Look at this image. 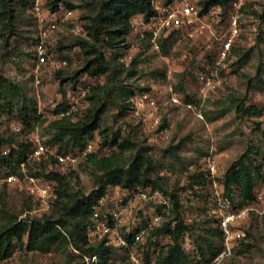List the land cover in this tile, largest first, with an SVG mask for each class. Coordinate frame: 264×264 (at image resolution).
Wrapping results in <instances>:
<instances>
[{
	"label": "rangeland",
	"instance_id": "rangeland-1",
	"mask_svg": "<svg viewBox=\"0 0 264 264\" xmlns=\"http://www.w3.org/2000/svg\"><path fill=\"white\" fill-rule=\"evenodd\" d=\"M26 1H12L14 21L0 19V79H11L23 85L27 95L37 100L38 111L45 122L39 121L31 126L22 124L18 118V105L14 103L5 108L0 99V135L14 137L19 142L48 143L55 134L50 123L59 114L56 110L62 107L66 110L72 99L78 97L79 105L75 113L78 117L100 111L98 129L92 139L82 141L84 147L93 144L97 155H110L115 151L111 144L115 135H119L120 139L131 137L139 144L151 146L155 166L164 178L169 193L179 196L182 218L191 226V230L181 238L189 264L212 263L224 249L223 233L213 214L216 191L223 194L225 191L221 179L230 165L245 153L260 162L264 161V137L261 133L264 131V0L246 1L240 11L239 36L230 57L220 64L217 58L219 38L227 28L225 12L229 10L223 12L216 23L203 33L190 36L187 27H183L161 36L157 40L158 49L154 48L149 37L141 38L131 32L126 45L115 49L103 48L106 56L115 60L113 64L118 72L115 74L113 70L110 76L99 77L76 76L87 59L83 50L75 46L79 38L76 32L78 27L84 28L88 22L86 17L91 13L90 4L94 0H67L72 7L60 2L57 9L62 15L60 17L66 11H72L73 15L51 33L47 47L54 58L65 60L67 64L62 68L41 67L39 84L35 83L36 61L33 56L34 40L39 38V30L30 9L33 0H28L30 4L24 7ZM43 1L46 8L53 9L54 0ZM154 3L161 5L165 0H155ZM0 11H3L2 5ZM204 75H214L219 81L217 89L205 98L199 93ZM113 85L117 86L116 94L108 96L104 87ZM80 88L89 92L81 94ZM170 89L181 95L184 102L200 109L204 118H199L182 104L168 103ZM129 90L134 91L135 96L150 94L163 103L157 116L165 128L160 130L161 125L154 127L147 112L143 113L145 117L133 112V103L137 98L121 95ZM240 102L258 107V114L240 116L236 104ZM59 147L53 143L50 149L58 152ZM78 149L80 147H69L62 151L70 153ZM132 153L128 151L124 154L126 160ZM207 155L216 160L217 187L211 184L206 171L202 170ZM53 163L51 157H46L41 163L30 164L32 170L26 166L19 170L17 181L0 184V224L15 216L22 220L52 213L53 207L46 213L38 212L39 200L30 192L29 181L25 180L27 176L39 179L38 184L43 187L49 182L46 171L58 169L67 175L69 192H94L96 178L86 158L75 165L58 168H54ZM191 166L193 169H190ZM52 183L57 189V183ZM262 185V180L258 179L256 202H259ZM112 188L107 193H111ZM147 189L139 187L131 190L148 195L144 199L132 196L125 202L126 221L122 222V227L127 221L137 219L150 236H159L160 240L152 246L149 254V259L153 261L171 239L153 232L155 227L167 221L168 217L164 216L162 209L168 204L161 205L160 200L149 196ZM165 197L171 201L169 196ZM170 208L172 206L169 205ZM156 217H159V222L149 225ZM235 228L243 236L236 237L231 254L219 264H264V216L251 215ZM92 235L90 232V237ZM92 241L93 244L99 242L94 238ZM211 249L219 252L213 256ZM87 259L72 247L39 253L17 246L11 257L0 259V264H89ZM109 264H131L128 251L115 248Z\"/></svg>",
	"mask_w": 264,
	"mask_h": 264
},
{
	"label": "trees",
	"instance_id": "trees-1",
	"mask_svg": "<svg viewBox=\"0 0 264 264\" xmlns=\"http://www.w3.org/2000/svg\"><path fill=\"white\" fill-rule=\"evenodd\" d=\"M12 1L0 0V5L3 6V11H0L1 20L14 21L15 10L12 7ZM171 1L173 0H165V4H169ZM232 1L202 0L200 3L203 12H205L216 5L227 8ZM60 2L72 7L67 0H54L52 2L53 10L58 9ZM27 4H30L28 0L23 3V6L26 7ZM90 5L91 13L86 17L88 22L84 27L87 37L79 36L75 43V46H79L83 50L87 59L85 66L76 73V76L81 74L90 77L110 76L111 71L114 70L113 72L116 74L118 70L113 64L115 60H110L103 48L115 49L126 45L128 36L132 32L133 19L142 16L145 21H148L158 11L154 0H94ZM36 43L35 39L34 44ZM116 90V85L104 87L108 96L116 94ZM121 95L133 98L135 92L132 90L123 91ZM0 99L4 102L5 108L14 103L18 105V118L22 124L31 126L39 121L45 122L38 111L37 100L27 95L23 85L11 79H0ZM236 104L240 116H255L259 112L256 106H246L243 102ZM63 109L64 107L57 109L56 112L60 113ZM99 112L98 110L83 117L74 114L55 118L50 123L55 134L53 139L45 145L50 148L53 143H57L60 145L58 152H63L65 148L69 147L83 148L85 145L82 144V141L92 139L94 132L98 129ZM163 128H165L164 124L160 126V130ZM261 133L264 137V131ZM119 139V135H115L111 141L112 146L115 147L112 154L100 156L91 153L86 158V163H91L96 178V188L92 194H85L81 191L69 192L66 186L67 175L53 168L46 169V178L58 185L57 189L55 187L57 197L52 206V213L22 220L15 216L7 218L4 223L0 224V259L11 257L17 246L26 248L28 252L39 253L72 247L81 252L84 258H97V262L89 264H109L113 257V251L117 247L109 244L106 238L97 244L92 243L90 237V232L94 227L92 215L94 209L100 206L101 200L107 196L108 189L120 186L127 190H137L139 187L150 188L152 192L159 191L171 198V214L166 222L155 227L153 231L169 236L171 242L162 248L153 264H189L188 256L181 244V238L184 233L191 230V226L186 224L182 218L179 196L169 193L164 178L160 176L155 166L154 158L150 153L152 147L139 144L131 137ZM33 145V142H19L14 137L0 135V168L8 169L9 173L17 176L20 173L19 170L22 169V164L32 170L30 164L41 163L46 159V157H42L40 160L29 159ZM8 147L10 151L4 153ZM128 151L133 153L130 155V159L126 160L124 154ZM48 157H51L55 162L52 155ZM22 175L25 176V174ZM258 179H261L262 182L264 180V161L260 162L249 153H245L230 165L221 179L225 190L224 195L234 203V206L244 207L255 200V187ZM26 235L27 240L25 241ZM212 252L215 256L219 250H212ZM149 254V252L146 253L148 262H150Z\"/></svg>",
	"mask_w": 264,
	"mask_h": 264
},
{
	"label": "built area",
	"instance_id": "built-area-1",
	"mask_svg": "<svg viewBox=\"0 0 264 264\" xmlns=\"http://www.w3.org/2000/svg\"><path fill=\"white\" fill-rule=\"evenodd\" d=\"M247 0H233L229 7L223 8L221 5H216L203 12V7L198 0H173L169 4L158 5L154 3L158 13L145 21L143 18L138 19L135 17L132 21V33L136 36L145 38L149 37L152 40L155 49H158L157 40L161 36H167L171 31L175 29H182L187 27L190 36H194L196 33H203L210 29L211 24L221 17L222 13L229 10L226 13L227 28L222 36L219 38V48L217 52L218 63L226 61L233 50L234 43L240 33V11L245 5ZM155 2V0H154ZM61 8V7H60ZM30 9L36 19V25L39 30V38L37 43L33 47V56L36 61V67L34 70L35 83H40L41 67L49 66L54 68H62L67 62L65 60H57L53 57L48 50L47 41L51 33L57 31L66 18L73 15L72 11H66L63 17L58 10H51L46 8L43 0H33ZM79 36L87 37V33L83 27H78L77 32ZM219 86V81L214 75H204L201 78L199 93L202 97H206L211 91H214ZM81 94H86L89 90L81 89ZM137 99L133 103L132 110L138 116H143L144 112L151 117V124L154 127H159L162 123L161 118L157 116L160 107L163 103H159L150 94L142 96H135ZM73 98V97H72ZM167 102L170 104L184 105L195 113L196 116L203 119L204 116L201 110L190 102H184L181 95L172 92L168 94ZM79 105V98L72 99L68 108L57 115L58 117L72 116L76 113V108ZM93 144H89L86 147L80 148L77 151L66 152H52L51 149L40 142L34 143L32 151L29 155L31 160H40L42 157H48L52 155L55 158L54 168L60 166L75 165L82 158L85 159L89 154L95 153ZM10 148H6L4 153H8ZM22 168L25 166L21 165ZM193 169V166L190 167ZM203 170L206 171L209 176V180L214 187H217L216 175L217 165L216 160L207 155L203 160ZM58 170V169H55ZM8 169L0 168V184L13 183L18 180L17 175L9 173ZM59 171V170H58ZM29 181L30 192L38 197L39 213H46L53 206L56 199L55 187L52 182H46L41 187L38 182L39 179L33 176L25 177ZM134 191V190H133ZM149 196L156 197L160 200L161 205L168 204V206L162 209L164 216L171 214L172 206L169 198L165 197L159 191L152 192L150 188ZM216 208L214 210V217L217 220L218 226L223 233L224 249L218 254L212 263L207 264H219L221 260L231 254V250L234 246L236 237L239 238L242 232L235 228L238 223L247 220L251 215L256 217L264 216V180L262 185V193L259 197V202L253 201L252 203L244 207L232 206V201L226 197L223 193H215ZM146 192L133 193L131 190L124 189L120 186H114L112 192L101 200L100 206L94 209L92 219L94 221V227L91 230L93 233L92 238L101 241L102 239H108V243L114 245L117 248L124 249L129 253V262L131 264H153L154 260L148 262L146 260V253L152 250V246L157 244L160 240L159 236H150L147 229L141 227V221H127L126 225L122 227V222L126 221L124 216L125 202L130 197L135 196L137 199H144L147 197ZM36 210V211H37ZM160 217V216H159ZM159 217L152 219L149 225L153 226L159 222ZM161 218V217H160ZM138 222V223H137ZM150 236V237H149ZM169 237V236H167ZM88 263L97 262V258L87 259ZM206 264V263H199Z\"/></svg>",
	"mask_w": 264,
	"mask_h": 264
},
{
	"label": "crops",
	"instance_id": "crops-1",
	"mask_svg": "<svg viewBox=\"0 0 264 264\" xmlns=\"http://www.w3.org/2000/svg\"><path fill=\"white\" fill-rule=\"evenodd\" d=\"M138 19H142L143 17L142 16H137Z\"/></svg>",
	"mask_w": 264,
	"mask_h": 264
}]
</instances>
